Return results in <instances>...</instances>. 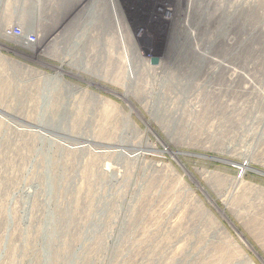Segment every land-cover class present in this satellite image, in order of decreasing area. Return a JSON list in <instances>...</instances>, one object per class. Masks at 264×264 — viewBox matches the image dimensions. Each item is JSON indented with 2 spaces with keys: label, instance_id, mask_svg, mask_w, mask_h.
I'll list each match as a JSON object with an SVG mask.
<instances>
[{
  "label": "rangeland",
  "instance_id": "obj_1",
  "mask_svg": "<svg viewBox=\"0 0 264 264\" xmlns=\"http://www.w3.org/2000/svg\"><path fill=\"white\" fill-rule=\"evenodd\" d=\"M111 6L0 0V264H264V0Z\"/></svg>",
  "mask_w": 264,
  "mask_h": 264
},
{
  "label": "built area",
  "instance_id": "obj_2",
  "mask_svg": "<svg viewBox=\"0 0 264 264\" xmlns=\"http://www.w3.org/2000/svg\"><path fill=\"white\" fill-rule=\"evenodd\" d=\"M9 37L18 40L19 44L22 46L30 47L34 45L37 41V35L33 32H26L19 26H14L10 28L7 33Z\"/></svg>",
  "mask_w": 264,
  "mask_h": 264
},
{
  "label": "bare ground",
  "instance_id": "obj_3",
  "mask_svg": "<svg viewBox=\"0 0 264 264\" xmlns=\"http://www.w3.org/2000/svg\"><path fill=\"white\" fill-rule=\"evenodd\" d=\"M98 1V0H97ZM96 3V2H95ZM110 3L112 4L111 6V12L113 15V18L115 19V25L117 28V32L119 33V35H121V39L123 40V36L121 34V26H120V22H119V18H118V14H119V10H118V6H117V0H110ZM119 4V2H118ZM92 5V4H91ZM90 9V8H89ZM94 11V8L91 9L90 12ZM91 14V13H90ZM89 15V14H88ZM92 18V17H91ZM90 19V18H89ZM94 21V20H93Z\"/></svg>",
  "mask_w": 264,
  "mask_h": 264
},
{
  "label": "water",
  "instance_id": "obj_4",
  "mask_svg": "<svg viewBox=\"0 0 264 264\" xmlns=\"http://www.w3.org/2000/svg\"><path fill=\"white\" fill-rule=\"evenodd\" d=\"M151 63H152L153 65L156 64V63H157V59H156V58L151 59Z\"/></svg>",
  "mask_w": 264,
  "mask_h": 264
}]
</instances>
